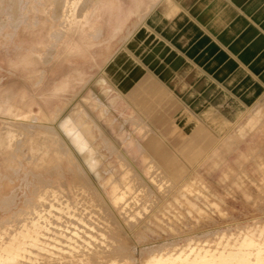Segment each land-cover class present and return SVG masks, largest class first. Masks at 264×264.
<instances>
[{"label":"rangeland","instance_id":"obj_1","mask_svg":"<svg viewBox=\"0 0 264 264\" xmlns=\"http://www.w3.org/2000/svg\"><path fill=\"white\" fill-rule=\"evenodd\" d=\"M60 1L56 4L59 0H0V102H3V95L12 94L9 98L10 115L3 123L0 121V264H54L55 261L78 264L72 258L73 253L67 251L66 243L59 244L55 240H65L58 233L71 237L68 243L80 247L81 255L85 257L81 258L91 264L96 258H99L95 260L96 264H109L110 261L114 264H144L156 252L174 253L175 256L183 253L188 258L191 253V259L199 249L200 252L208 250V253L213 250V253L219 250L228 253L230 249L231 254L242 252L243 255H249L250 249H264V102L239 116L237 123L226 121V127L215 133V137L213 132L206 133L207 137H212L208 148L169 147L161 133L153 134L147 126L136 129L133 117L118 116L116 110L108 108L107 102H97L92 90L95 86L104 87L103 71L107 70L117 51L126 49V46L132 50L138 47L139 37L136 39L133 31L161 0H115L123 10L134 2H140L143 8L139 18L131 17L117 34L119 16L113 10L105 7L95 12L94 0ZM81 5L82 8L85 6L83 10ZM80 8V12H75ZM75 13L80 14L75 16ZM31 25L39 28L38 42H29L24 37H27ZM74 40L91 45L87 49L89 58L82 60L70 55L65 58L66 63L61 64L55 57ZM21 52L36 55L39 63L19 64L17 58ZM72 68L79 69L81 75ZM142 79L145 80V76ZM64 81L67 86L61 89ZM92 82L94 86H91ZM137 85L132 94L139 101L148 95L141 106L150 109V88L139 93ZM87 94H91V98ZM73 108L86 122L84 128L88 133L83 131L82 135L92 146L96 145L95 152L100 158L97 166L104 172L100 178L104 177L110 197L94 174L86 166L81 168L77 164V159L81 161L78 152L74 147L72 149L73 145L59 129L60 121L67 118ZM3 117L0 114V119ZM74 122L78 123V118ZM77 123L72 124L80 131L84 130L82 121L79 126ZM243 125L246 128L241 137L236 130ZM213 128L212 124L207 127L209 130ZM59 134L73 153L68 146L66 153L61 152L65 143ZM197 136L195 134L192 140ZM151 137L154 139L152 143L148 142ZM181 139L183 135L180 133L174 143ZM128 142L127 151L133 153L132 157H125L123 153ZM46 149L51 153L60 150L61 154L58 152L48 157L44 155ZM214 150L217 153L212 155ZM161 153L165 156L160 157ZM170 160L173 162L171 166ZM108 161L115 169L114 175L113 169L106 165ZM78 187L81 190L77 191ZM114 199L119 200V204H114ZM60 202L70 203V214L57 207L48 208L49 203L58 205ZM78 217L84 221L80 222ZM248 239L252 245L243 246L242 242ZM57 244L64 246V250L57 248ZM100 253H103L104 260H101Z\"/></svg>","mask_w":264,"mask_h":264},{"label":"crops","instance_id":"obj_2","mask_svg":"<svg viewBox=\"0 0 264 264\" xmlns=\"http://www.w3.org/2000/svg\"><path fill=\"white\" fill-rule=\"evenodd\" d=\"M138 27V47L126 46L112 74L103 73L108 92L100 97L136 129L161 133L172 148H208L206 133L215 137L264 102V0H161ZM135 85L155 93L150 109L132 94Z\"/></svg>","mask_w":264,"mask_h":264},{"label":"bare ground","instance_id":"obj_3","mask_svg":"<svg viewBox=\"0 0 264 264\" xmlns=\"http://www.w3.org/2000/svg\"><path fill=\"white\" fill-rule=\"evenodd\" d=\"M10 1V0H9ZM82 1V0H81ZM84 1V0H83ZM11 2H12V0H11ZM29 2V1H28ZM54 2H55V0H54ZM61 1L59 0V2H55L56 4L57 3H60ZM10 3V2H9ZM55 3H54V5H55ZM88 3V2H87ZM12 4V3H11ZM14 4V3H13ZM81 4H82V2H81ZM84 4H86V3H84ZM59 5V4H58ZM62 5V4H61ZM79 5V4H78ZM159 5V4H158ZM16 6V5H15ZM14 6V7H15ZM60 6V5H59ZM63 6V5H62ZM62 6H60V7H62ZM58 7V6H57ZM57 7H56V9H57ZM81 8H82V5L80 6ZM84 7L85 6H83V8H82V10L84 9ZM105 7H107L110 11L111 10H113L114 12H115V15L116 16H119V18H118V24H117V27H116V34L117 33H119V32H121L122 30H123V28L126 26V23L129 21V19H131V17H135V18H139V15H140V13L143 11V8H142V6H141V3L140 2H134V4L130 7V8H126V9H121V8H119V6L117 5V3H116V1L115 0H94V7H93V10L95 11V12H98V10H101L102 8H105ZM54 9H55V7H53ZM79 8V7H78ZM81 8L80 9H78L77 11H75V12H78L79 10L81 11ZM151 8V7H150ZM150 8H149V10H150ZM67 9V8H66ZM77 9V8H76ZM11 10V9H10ZM53 10V9H52ZM61 10V9H60ZM60 10H59V15L58 16H60ZM14 11H17L16 9L14 10ZM79 11V12H80ZM53 13L55 14V12H54V10H53ZM52 12H51V16H53L54 14H53ZM14 14H16V13H14ZM53 14V15H52ZM76 14V13H75ZM80 13H77L75 16H77V15H79ZM146 15V14H145ZM55 16V15H54ZM53 16V17H54ZM142 18H143V16H142ZM56 19L58 20V17L56 16ZM53 20V19H52ZM3 24V23H2ZM17 24V23H16ZM36 25V24H35ZM137 25V24H136ZM26 27H28V26H26ZM35 27L36 26H33V25H31V27H30V29L29 30H27L28 32H27V37L26 36H24L25 37V39L27 40V41H29V42H38V40H39V38H38V33H39V28H37V29H35ZM136 27V26H135ZM134 28V27H133ZM139 28V27H138ZM28 29V28H27ZM26 30V28H24L23 29V31H25ZM131 31H132V29H131ZM113 32V31H112ZM54 37H55V35H53ZM127 36H128V34H127ZM57 38V37H56ZM69 40V39H68ZM91 45L89 44V43H87L86 41H81V42H79V41H71L67 46H65V48L62 50V53H60V54H58L55 58L57 59V60H59L60 62H61V64L64 62V63H66V60H65V58L66 57H68V56H70V55H73V56H77V57H79V58H81L82 60H86V59H88L89 58V56H88V53H87V49L90 47ZM122 51H123V49H122ZM122 51H117V53L115 54V56L113 57V54H112V57H113V59L112 60H110L109 61V63H108V66H107V70L106 71H103L106 75H108V73H109V75H111L112 74V69H114V67H116V66H118L119 65V59L121 58V54L123 55V52ZM52 55V54H51ZM50 56V55H49ZM111 57V56H110ZM18 62H19V64H38L39 63V58L36 56V55H34V54H32L31 52H28L27 54L26 53H24V52H21L20 53V56H18ZM110 59V58H109ZM48 61V59L46 60V62ZM15 65V64H14ZM17 65V64H16ZM9 67V66H8ZM16 68V67H15ZM32 68H34V66H32ZM103 68V67H102ZM198 69V68H197ZM72 70L73 71H75L76 73H79L80 75H81V73L82 72H79V69H75V68H72ZM35 71V70H34ZM70 71V69L69 70H66L65 71V73H66V75L64 76V77H67V75H68V72ZM99 77V76H98ZM101 79H102V77H101ZM95 81V80H94ZM97 82V81H96ZM95 82V84H99V83H96ZM101 84H102V82H101ZM66 86H67V83H66V81H64V83H62V85H61V89H65L66 88ZM94 86V85H93ZM96 88H97V94H95V92H94V96H95V98H96V100H97V102L98 101H100V97L104 94V93H107L108 92V88H104V87H101V86H96ZM93 91H94V88L92 89ZM134 90V89H133ZM90 91V90H89ZM147 91V90H146ZM91 92V91H90ZM134 92H135V90H134ZM133 92V93H134ZM138 92V91H137ZM143 92V91H142ZM142 92H139V93H142ZM145 94V93H144ZM143 94V95H144ZM149 94V93H148ZM153 94V93H152ZM169 94V93H168ZM88 95V94H87ZM138 95V94H137ZM89 96V95H88ZM90 96H91V94H90ZM89 96V97H90ZM148 96V95H147ZM146 96V97H147ZM171 96H173L172 94H171ZM142 97V96H141ZM144 97H145V95H144ZM145 97V98H146ZM1 98H3V102H0V108L2 109L1 111H0V114L1 115H3V116H5V117H3V118H1L0 119V121H2V123H3V121H6V117L7 116H9L10 115V110H11V108H9V98L11 99L12 98V94L11 93H7L6 95H3ZM91 98V97H90ZM169 98V97H168ZM172 98V97H171ZM89 99V98H88ZM148 99V98H147ZM178 102V101H177ZM102 103V102H101ZM181 103V102H180ZM103 104V103H102ZM154 104V103H153ZM149 106H150V103H149ZM156 107V106H155ZM188 110V109H187ZM107 111V110H106ZM86 112V111H85ZM135 113V112H134ZM77 113H76V108H73V110H72V112L67 116V118H65V119H63L62 121H60V123H59V129L64 133V135H65V137L68 139V141L70 142V145H73V146H71L72 147V149H73V147L76 149V151L78 152V154H79V156H80V159H81V161L80 160H78L76 157H75V159H77V164H79V166L81 167V168H83V166H86L87 167V169L90 171V172H92L93 174H94V176L96 177V179H97V181H98V183L103 187L102 189H104V191H105V194L108 196V197H110L109 195H111V192H108L107 191V188H105V183H104V177H102V179L100 178L101 176H100V174H103L104 172H102V169L100 168V167H98L97 165L99 164V161H100V158L97 156V154H96V149H95V146H92L89 142H88V138L86 137V136H84V134L82 135V132L84 131V132H86V133H88V129L87 128H84L85 127V121H84V119H83V115L81 114V113H79V111H78V114L76 115ZM83 114H84V112H83ZM88 114V113H87ZM75 115H76V117H75ZM137 115V114H136ZM66 116V115H65ZM31 117V116H30ZM75 117V118H74ZM86 117V116H85ZM139 117V116H138ZM76 118H78V120H79V122L78 123H80V121H82V125H81V127L82 128H84V130H82V131H80V129H78V128H76L75 127V125L73 126V124L72 123H74V124H76L77 122H74L75 121V119ZM130 118V117H129ZM141 119H142V117H141ZM33 123V122H32ZM77 123V124H78ZM237 123V122H236ZM30 124V123H29ZM80 124H78V126H79ZM245 128H246V126L245 125H243V126H239V127H237V134L239 135V136H243L244 135V133H245ZM98 130V129H97ZM44 132H46V128H45V131ZM47 132H48V128H47ZM49 136H50V134H49ZM55 136H56V134H55ZM59 136L60 137H62V138H60V139H62L63 140V142L65 143L64 144V146L65 147H63V150H62V148H61V152L64 154V153H66V147L68 146V144L65 142V139H64V137L62 136V135H60L59 134ZM122 136H125L124 134L122 135ZM27 137V136H26ZM57 137V136H56ZM198 137V136H197ZM232 137V136H231ZM30 138V137H29ZM47 138V137H46ZM53 138H54V136H53ZM120 138V137H119ZM27 139H28V137H27ZM58 139V138H57ZM59 139V140H60ZM98 140H101V138H97ZM108 139H109V137H108ZM62 140H61V143L63 144V142H62ZM192 140V139H191ZM193 140H195V139H193ZM192 140V141H193ZM39 141V140H38ZM50 141V140H49ZM32 142V141H31ZM95 141H93V143H94ZM112 142V141H111ZM96 143V142H95ZM231 143H232V141H231ZM39 144H42V142L41 143H38V147H39ZM59 143L57 142V145H58ZM128 144H130V142H128V143H126L125 145H124V147H125V149L123 150V153H124V156L125 157H132V155H133V153H129L128 151H127V146H128ZM235 144V143H234ZM57 145H55V148H56V146ZM110 146V145H109ZM215 146H217V144L215 145ZM32 148V147H31ZM41 148V147H40ZM97 148V147H96ZM67 149L70 151V153H73V151L70 149V147L68 146L67 147ZM115 149V148H114ZM215 149H217L216 147H215ZM220 149V148H219ZM218 149V150H219ZM56 150V149H55ZM175 151V150H174ZM220 151V150H219ZM52 152H54V153H51L50 152V149H46L45 151H44V155H46V156H51V154H53V155H57V154H59L60 153V150L59 151H52ZM59 152V153H58ZM104 152V151H103ZM100 153V152H99ZM215 153H217V150H214L213 152H212V155L213 154H215ZM61 154V153H60ZM62 154V155H63ZM128 154V155H127ZM203 154V153H202ZM207 154V153H206ZM72 155H74V154H72ZM106 155V154H105ZM123 155V154H122ZM64 156V155H63ZM75 156V155H74ZM107 156V155H106ZM160 157L161 156H165L164 154H160L159 155ZM206 156V155H205ZM37 157V156H36ZM122 157V156H121ZM224 157V156H223ZM226 157V156H225ZM33 158V157H32ZM35 158V157H34ZM33 158V160H35ZM123 158V157H122ZM251 159V158H250ZM249 159V160H250ZM32 160V161H33ZM126 160V159H125ZM124 160V161H125ZM259 161V160H258ZM208 162V161H207ZM32 163V162H31ZM130 163V162H129ZM111 161H108V162H106V165L107 166H110L112 169H113V171H112V175H114L115 174V169H114V167H112L111 165ZM148 164V163H147ZM173 164V162L170 160V162H169V166H171ZM197 166V165H196ZM58 167V166H57ZM152 167H153V165H152ZM55 168H56V166H55ZM151 168V167H150ZM156 168H157V166H156ZM262 168V167H261ZM77 169V168H76ZM85 169V168H84ZM158 169H160V167H158ZM54 170V169H53ZM52 169H51V171H53ZM79 170V169H78ZM264 170V169H263ZM135 171V170H134ZM151 171H152V169H151ZM206 171V170H205ZM60 172V171H59ZM78 172V171H77ZM82 172V171H81ZM156 172V171H155ZM14 173V172H13ZM57 173V172H56ZM85 173H86V171H85ZM84 173V174H85ZM106 173V172H105ZM158 173V172H157ZM161 173V172H160ZM162 173H164V172H162ZM161 173V174H162ZM201 173V172H200ZM49 174V173H48ZM62 174V173H61ZM61 174H59V175H61ZM80 174V173H79ZM90 174V173H89ZM26 175V174H25ZM149 175H150V172H149ZM164 175V174H163ZM63 176V175H62ZM104 176H106V175H104ZM121 176V175H120ZM155 176V175H154ZM161 177V176H160ZM36 178H38L37 176H36ZM42 178H43V176H42ZM84 178H85V176H84ZM122 178V177H121ZM159 178V177H158ZM197 178V177H196ZM83 179V178H82ZM124 179V178H123ZM157 179V178H156ZM165 179V178H164ZM192 179V178H191ZM80 180H81V177H80ZM84 180V179H83ZM170 180V179H169ZM40 181H42V180H40ZM163 181V180H162ZM165 181V180H164ZM167 181V180H166ZM196 181V180H195ZM194 181V182H195ZM262 181V180H261ZM25 182V181H24ZM39 182V181H38ZM50 182H48L47 184H49ZM64 183V182H63ZM85 183V182H84ZM155 183V182H154ZM164 183V182H163ZM196 183V182H195ZM263 183V182H262ZM42 184V183H41ZM94 184V183H93ZM86 184H84V186H85ZM122 185V184H121ZM162 185V184H161ZM176 185V184H175ZM44 186V185H43ZM64 186V185H63ZM83 186V185H82ZM96 186V185H95ZM98 186V185H97ZM96 186V187H97ZM197 186V185H196ZM45 188H46V186H44ZM86 187H87V185H86ZM88 187H90V186H88ZM93 187V186H92ZM154 187H155V185H154ZM161 187V186H160ZM162 188V187H161ZM165 188V187H164ZM201 188V187H200ZM36 189V188H35ZM53 189H54V187H53ZM89 189V188H88ZM146 189H147V187H146ZM171 189V188H170ZM180 189V188H179ZM1 190V189H0ZM79 190H81V189H79V187H78V190L77 191H79ZM84 190V189H83ZM87 190V189H86ZM163 190V189H162ZM174 190V189H173ZM40 191V190H39ZM200 191V190H199ZM71 192V191H70ZM85 192V191H84ZM203 192V191H202ZM69 193V192H68ZM93 193V192H92ZM96 193V192H95ZM162 193V192H161ZM167 193V192H166ZM48 194H49V192H48ZM74 194H76V192L74 191ZM77 194H79V193H77ZM149 194V193H148ZM163 194V193H162ZM164 194H165V192H164ZM163 194V195H164ZM174 194V193H173ZM67 195V194H66ZM103 195V194H102ZM150 195V194H149ZM159 196H160V194H158ZM74 196V195H73ZM83 196V195H82ZM81 196V197H82ZM147 196V195H146ZM198 196V195H197ZM68 197V196H67ZM66 197V198H67ZM77 197V196H76ZM78 197H79V195H78ZM123 197V196H122ZM136 197V196H135ZM70 198L72 199V197L70 196ZM91 198V197H90ZM200 198V197H199ZM45 199V198H44ZM67 199H69V197L67 198ZM71 199H69V200H71ZM77 199V198H76ZM84 199V198H83ZM101 199V198H100ZM178 199V198H177ZM121 200H124L123 198L121 199ZM128 200V199H127ZM47 201V200H46ZM79 200H77L76 202H78ZM99 202H100V200H98ZM126 201V200H125ZM5 202V201H4ZM85 202H87V201H85ZM89 202V201H88ZM98 202V203H99ZM114 204H119V200H117V199H114L113 201H112ZM38 203H40V202H38ZM67 203H69V202H67ZM67 203H62V202H60L58 205H55V204H53V203H49L48 204V208H54V207H57L58 208V210H65L66 212H67V214H70V203L69 204H67ZM171 203V202H170ZM29 204V203H28ZM100 204V203H99ZM41 205H42V203H41ZM83 205V204H82ZM90 205H92V204H90ZM63 206V207H62ZM93 206V205H92ZM99 206V205H98ZM132 206V205H131ZM154 206V205H153ZM45 207V206H44ZM84 207V206H83ZM88 207V206H87ZM91 208V207H90ZM98 208V207H97ZM103 208V207H102ZM133 209V208H132ZM152 209V208H151ZM83 210V209H82ZM81 210V211H82ZM92 210V209H91ZM130 210H131V208H130ZM40 211V210H39ZM52 211V210H51ZM49 212V211H48ZM95 212V211H94ZM50 213V212H49ZM53 213V212H52ZM77 213V212H76ZM147 213V212H146ZM54 214V213H53ZM80 214V213H79ZM32 215V214H31ZM44 215V214H43ZM55 215V214H54ZM86 215V214H85ZM124 215H125V213H124ZM123 215V216H124ZM127 215V214H126ZM75 216H77V215H75ZM134 216V215H133ZM100 217H102V216H100ZM64 218V217H63ZM82 218V217H81ZM81 218H77V220H79L80 222H83L84 220L82 219L81 220ZM95 218V217H94ZM96 218H97V214H96ZM48 219H50V218H48ZM64 219H66V218H64ZM102 219V218H101ZM115 219V218H114ZM30 220V219H29ZM119 220V219H118ZM17 221V220H16ZM19 221V220H18ZM40 221V220H39ZM49 221H51V220H49ZM73 221V220H72ZM96 221H98V220H96ZM52 222V221H51ZM86 222H87V220H86ZM101 222V221H100ZM39 223H41V222H39ZM55 223V222H54ZM72 224V223H71ZM78 224V223H77ZM90 224V223H89ZM105 225V224H104ZM117 225V224H116ZM127 225H128V223H127ZM75 227H76V225H74ZM81 226V225H80ZM109 226V225H108ZM82 228H83V226H81ZM95 227V226H94ZM114 227V226H113ZM48 228H50L49 226H48ZM67 228H69L68 226H67ZM99 228V227H98ZM105 228V227H104ZM53 229V228H52ZM51 229V230H52ZM70 229H72V228H70ZM75 229V228H74ZM97 229V228H96ZM116 229V228H115ZM126 229V228H125ZM32 230V229H31ZM73 230V229H72ZM72 230H70L69 232H71ZM99 230V229H98ZM58 231V230H57ZM60 231H62V230H60ZM86 231H88V230H86ZM85 231V232H86ZM96 231V230H95ZM76 232H77V230H76ZM100 232H102V231H100ZM64 233V232H63ZM66 233V232H65ZM79 233V232H78ZM89 233V232H88ZM261 233H263V232H261ZM14 234V233H13ZM61 237H64L65 238V240L64 241H60V240H62L61 238H59V239H55L59 244H62V243H66V249H67V251L69 252V253H73V255H72V258H74L75 259V263L77 262L78 264H91V261H89L88 259V261L87 262H84V260L85 259H83V255L84 254H82L81 255V248L80 247H78L77 245H73V244H71V243H68V240H70V238L71 237H67V236H65V235H63L62 233H58ZM76 234V233H75ZM91 234H93V233H91ZM119 234V233H118ZM48 235V234H47ZM66 235H68L67 233H66ZM105 235V234H104ZM107 235V234H106ZM248 235V234H247ZM263 235V234H262ZM21 236V235H20ZM36 236V235H35ZM50 236H52V235H50ZM71 236V235H70ZM16 237H18V236H16ZM55 237V236H54ZM57 237V236H56ZM80 237H82V236H80ZM99 237V236H98ZM249 237V236H248ZM63 238V239H64ZM83 238H84V236H83ZM87 238V237H86ZM242 238V237H241ZM17 239V238H16ZM244 239V238H243ZM251 239V238H250ZM256 239V238H255ZM76 240V239H75ZM89 240V239H88ZM97 240V239H96ZM249 240V239H248ZM245 240V241H243L242 242V245L243 246H250V245H252V242L249 240ZM78 241V240H77ZM103 241V240H102ZM119 241V240H118ZM121 241V240H120ZM49 242V241H48ZM81 242V241H80ZM257 242V241H256ZM261 242V241H260ZM11 243V242H10ZM117 243V242H116ZM230 243V242H229ZM96 244V243H95ZM121 244V243H120ZM231 244V243H230ZM236 244V243H235ZM262 244V243H261ZM264 244V243H263ZM58 245V244H57ZM92 245H94V244H92ZM221 245V244H220ZM201 246V245H200ZM240 246V245H239ZM3 247V246H2ZM1 247V248H2ZM59 247H61V249L60 250H64V246H59L58 245V247L57 248H59ZM96 247V246H95ZM119 247V246H118ZM117 247V248H118ZM204 247H206V246H204ZM212 247V246H211ZM211 247H207L206 249H208V248H210L211 249ZM215 247V246H214ZM219 246H217L216 248L217 249H220V248H218ZM117 248H115V249H117ZM199 248H201V247H199ZM198 248V249H199ZM203 248V247H202ZM43 249V248H42ZM89 249V248H88ZM113 249V248H112ZM149 249V248H148ZM205 249V248H204ZM9 250V249H8ZM44 250H46V248L44 249ZM92 250V249H91ZM98 250V249H97ZM100 250V249H99ZM110 250H111V248H110ZM185 250V249H184ZM192 250V249H191ZM194 251H195V247H194V249H193ZM200 250V249H199ZM197 251L196 253H195V255L193 256L192 255V257H191V259H190V256H191V253H190V256H189V258L188 257H186V256H183V253H182V255L181 254H177L176 256L174 255V253L173 254H170V255H168L169 253L168 252H165V253H161V254H157V252H156V254H152V252L150 253V254H152V255H150L147 259H146V261H145V263L144 264H264V249H261V248H256L255 250H253V249H250L249 251H248V253H249V255H243V253L242 252H237V251H235V252H237L236 254H231V251H230V249H229V251H228V253L226 252H224V251H222V250H219V252H217V253H213L214 252V250L212 251V253H208L209 251L208 250H206V251H204L203 250V252H200V251H202V250H200V251ZM226 250H228L227 248H226ZM233 250H235V249H233ZM243 249H241V251H242ZM1 251V250H0ZM5 251V250H4ZM175 251V250H174ZM190 251V250H189ZM246 251V252H247ZM8 252V251H7ZM64 252H66V251H64ZM97 252V251H96ZM104 252V251H103ZM110 252V251H109ZM129 252V251H128ZM161 252H163V251H161ZM186 252V251H185ZM246 252H244V253H246ZM11 253V252H10ZM90 253V252H89ZM98 253V252H97ZM106 253V252H105ZM104 253V254H105ZM22 254V253H21ZM64 254V253H63ZM75 254V255H74ZM93 256H94V254H93V252L91 253ZM101 254V260H102V256H103V253H100ZM253 254V255H252ZM16 255V254H15ZM69 255V254H68ZM86 255V254H85ZM61 256V255H60ZM81 256H83L82 258H81ZM89 256H91V255H89ZM88 256V257H89ZM92 256V257H93ZM112 256V255H111ZM115 256H116V254L113 256L114 258H115ZM125 256V255H124ZM64 257L66 258V256L64 255ZM64 257H62V259L64 258ZM69 257V256H68ZM94 257H96V255L94 256ZM93 257V258H94ZM105 257V256H104ZM85 258V257H84ZM87 258V257H86ZM92 258V259H93ZM113 258V259H114ZM123 258V257H122ZM126 258V257H125ZM59 259H60V257H59ZM67 259V258H66ZM91 259V258H90ZM95 259V258H94ZM93 259V260H94ZM97 259H99V258H96L95 260H97ZM127 259V258H126ZM56 260H57V258H56ZM63 260H65V259H63ZM95 260H94V264H96L95 263ZM100 260V261H101ZM103 260H104V258H103ZM117 260V259H116ZM119 260V259H118ZM123 260V259H122ZM144 260V259H143ZM62 261V260H61ZM70 261H73L72 259L70 260ZM86 261V260H85ZM99 261V262H100ZM23 262V261H22ZM84 262V263H83ZM96 262H98V261H96ZM111 262H113V261H110L109 262V264H114V263H111ZM26 263V262H25ZM48 263V262H47ZM54 264H64L65 262H53ZM101 263H102V261H101ZM107 263V262H106ZM35 264V263H34Z\"/></svg>","mask_w":264,"mask_h":264}]
</instances>
